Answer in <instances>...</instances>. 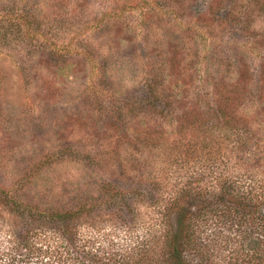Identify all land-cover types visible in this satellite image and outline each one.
<instances>
[{
  "label": "trees",
  "instance_id": "trees-1",
  "mask_svg": "<svg viewBox=\"0 0 264 264\" xmlns=\"http://www.w3.org/2000/svg\"><path fill=\"white\" fill-rule=\"evenodd\" d=\"M181 1L188 11L194 9L181 26L193 27L201 36L207 33L224 76L208 81L212 76L208 70L207 76L190 78L195 74L189 76L187 68L175 66L176 54L170 55L169 66L147 54L141 57L145 76L137 96H119L113 88L96 92L109 101L99 104L106 107L105 123L119 128L117 134L104 130L108 144L101 156L89 152L94 160H60L86 150L57 146L45 156L50 160L27 165L17 178L0 176V264H191V257L214 264L198 231L209 220L224 228H243L255 221L260 235L253 244L263 249L254 264H264V180L243 189L230 178L217 177L215 184L208 180L227 160H262L264 135L259 133L264 134V114L257 118L243 112L251 101L247 95L257 90L256 71L257 92L264 91V53L257 50L264 35L254 29L264 13V0ZM150 2L173 12L174 0ZM114 3L120 12L119 0ZM116 12L109 11L110 17ZM30 16L7 18L18 31L22 23L33 25ZM228 22L230 28L237 27L230 30ZM235 30L241 31L245 43L235 39L240 35ZM233 41L239 50L235 55L225 45ZM232 69L236 78L228 83L234 77ZM50 85L44 88L43 102L50 100ZM258 95L257 107L264 112ZM254 119L258 130L251 127ZM162 123L174 126V131L160 134ZM170 138L175 142L165 144ZM12 149H0V174L9 165ZM63 163H76L88 172L86 194L58 207L45 204L47 192L45 205L36 198L29 200L22 191L35 183L36 174ZM34 167L37 171L30 172Z\"/></svg>",
  "mask_w": 264,
  "mask_h": 264
},
{
  "label": "rangeland",
  "instance_id": "rangeland-1",
  "mask_svg": "<svg viewBox=\"0 0 264 264\" xmlns=\"http://www.w3.org/2000/svg\"><path fill=\"white\" fill-rule=\"evenodd\" d=\"M149 1L152 0H119L122 10L116 12V0H0V22L4 21L0 23V149L14 148L1 177L13 180L27 165L50 160L45 156L57 146L66 150L71 147L86 150L82 155L60 160L86 162L100 155L103 146L108 144V140H103L104 130L117 134L119 128L109 121L105 123L106 107H103L109 101L97 96L96 92L113 88L118 90L119 96H137L145 76L141 57L147 54L163 59L168 66L170 55L176 54L175 66L178 70L187 68L189 76L195 74L190 78L207 76L208 70L212 75L207 77L208 81L224 76L225 72H219L220 60L210 49L214 47L213 40L207 38L206 32H201V36L193 31L195 28L180 24L187 21L188 12L194 9L188 11L185 3L174 0V9L170 12ZM109 11L116 15L110 17ZM21 14L31 15L33 25L22 23L17 31L7 16ZM259 16L254 29L264 35V13ZM230 24H227L230 30L237 27L230 28ZM234 32L240 34L235 39L245 43L241 31ZM225 45L232 55L239 52L235 41ZM257 46V50L264 53L262 36ZM105 58H110L109 62L103 63ZM232 74L234 77L228 78V83L235 81V69ZM255 74L253 88L257 90L247 95L251 101L243 115L258 118L264 112L261 106L257 107V95L263 99L264 106V91L257 92L259 77L257 71ZM175 76L178 79L179 75ZM48 85L47 96L52 94L50 100L43 102L41 97L46 94L44 88ZM162 126L159 133L164 135L175 129L165 123ZM251 127L259 129L255 119ZM263 135L259 133V137ZM174 142L170 138L165 144ZM89 152L93 157L87 155ZM259 154L262 160H227V165H217V173L209 175L208 180L215 184L217 177L230 178L241 189L264 180V152ZM87 175L88 172L76 163L45 167L36 174L35 183L22 192L29 200L36 198L42 205L62 206L66 202L62 201L86 194ZM45 193L49 199L43 204ZM22 198L27 201L26 197ZM255 224L250 220L243 228L240 225L233 228L224 225V228L209 220L198 230L201 231L200 243L209 245L214 264H254L263 249L253 244L260 235ZM189 261L191 264L203 262L200 257H191Z\"/></svg>",
  "mask_w": 264,
  "mask_h": 264
}]
</instances>
